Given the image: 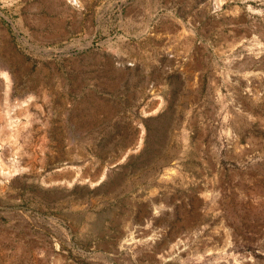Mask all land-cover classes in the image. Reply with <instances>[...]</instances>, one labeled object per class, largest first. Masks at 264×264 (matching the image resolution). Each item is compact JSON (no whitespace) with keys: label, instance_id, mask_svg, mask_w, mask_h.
<instances>
[{"label":"rangeland","instance_id":"rangeland-1","mask_svg":"<svg viewBox=\"0 0 264 264\" xmlns=\"http://www.w3.org/2000/svg\"><path fill=\"white\" fill-rule=\"evenodd\" d=\"M0 264H264V0H0Z\"/></svg>","mask_w":264,"mask_h":264}]
</instances>
